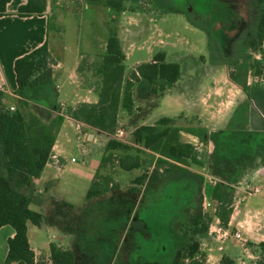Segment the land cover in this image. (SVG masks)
<instances>
[{
	"label": "crops",
	"instance_id": "1",
	"mask_svg": "<svg viewBox=\"0 0 264 264\" xmlns=\"http://www.w3.org/2000/svg\"><path fill=\"white\" fill-rule=\"evenodd\" d=\"M26 3L27 0H11L7 4L6 14L0 16V90L4 92L3 106L6 109L20 107L21 96L17 92L15 62L46 41L53 63L45 74L30 85L27 98L29 109L44 123H50L69 106H77L81 102L97 103L100 76L96 70H85L82 67L84 57L92 58L96 50H79L73 59L69 56L63 58L61 51L66 52L67 46L61 50L50 45L51 17L48 12L21 14L19 8ZM149 19L153 22L155 18ZM158 20L157 14V22ZM157 22L155 21L158 31H161ZM158 34L155 38L156 33L153 32L149 40L155 41L154 44L161 47L159 51L166 52L167 61L181 65L178 81L163 91L170 92L178 85L184 105L179 103L180 111L174 116L148 115L149 118L144 117L139 121L145 109L142 102L145 100V88L149 91L151 89L135 84L134 108H119L118 123L112 131L95 128L69 115L65 117L42 174L33 180L32 185L22 188V191L33 197L32 204L37 207V211L45 215L40 226L34 224L36 227L33 228L29 225L28 230L37 263L52 264L50 246L56 243L73 250L80 264H112L113 258L105 262L101 257L94 256L90 245L96 244L103 250L111 249L115 245L107 238H93L81 231L76 224L78 219L71 217L78 211V202L72 197L75 193L79 194L80 190L85 191L81 197L85 196L88 201L119 191L125 192L121 184L102 195L87 198L91 185L97 180L103 160L109 153L108 143L111 139H116V133L123 131L118 140L127 144L129 149L136 146L142 151L152 152L136 144L133 133L138 127L157 124L162 118H171L172 124L181 128L204 127L208 130L204 138L181 130V141L195 146L201 163L196 168L168 173L158 180L160 182L170 179L177 182L180 190L188 191L184 197V213H188L187 209L193 212L202 202L204 210L213 217L209 232L202 238L201 251L205 264H220L225 255L233 258L237 264H256L261 258L263 252L259 244L264 241V102H256L231 79L229 64L226 62H212L205 55L195 59L191 66L185 60H179V57L176 61L169 59L170 46L173 47L176 43L162 38L160 32ZM107 41L108 39L102 54L106 52ZM155 50L150 47L152 54L146 61L152 60L159 52ZM180 61L186 63L183 64L187 68L185 77ZM142 62H137V65ZM192 69L196 72L190 71ZM126 77H129L128 67L124 82ZM141 90L144 91L138 94ZM129 124L133 127L130 131ZM213 132L217 134L214 135ZM126 135L131 139L127 140ZM75 147L81 150L82 161L72 154ZM216 183H222L233 192L232 212L226 225L222 224L217 215L215 202L218 200L213 197ZM128 186L127 183L126 187ZM184 220L183 217L177 226L180 237L185 234L181 227ZM44 228L49 234L50 230L52 232L46 240L40 236ZM237 231L242 232L243 240L236 238ZM14 234L15 230L11 227L7 235L0 238V264H5L8 239ZM185 248L180 241L172 244L165 252L163 260L154 264H179Z\"/></svg>",
	"mask_w": 264,
	"mask_h": 264
},
{
	"label": "rangeland",
	"instance_id": "2",
	"mask_svg": "<svg viewBox=\"0 0 264 264\" xmlns=\"http://www.w3.org/2000/svg\"><path fill=\"white\" fill-rule=\"evenodd\" d=\"M43 1L51 17L50 45L61 50L67 46L66 52L61 51L63 58L69 56L73 59L79 50H96L92 58L84 57L82 67L85 70H95V63L102 60L105 42L113 29L126 53L125 65L130 77L132 67H136L137 62L150 58V47L156 49V52L161 50V47L154 44L155 41L149 40L153 32L156 33L155 38L160 32L162 38L176 43L169 49V59L173 61L179 57V60L183 59L191 66L195 59L205 55L209 60L229 62L231 71L233 60L248 58L254 65L249 74V83L258 85L260 90L264 89V41L258 50L249 48L243 42L245 38L256 34L258 7L255 0H126L122 11L109 8L102 0ZM151 17L155 18L153 22L149 19ZM155 21L161 31H158ZM254 59H261L262 64H254ZM185 61H180L183 67ZM52 63L50 54L47 68L52 67ZM186 69L184 67V77ZM190 71L196 72L194 69ZM138 85L151 89L150 85ZM177 87L178 85L170 92L159 93L145 88V100L142 101L145 109L141 117L137 115L140 117L139 121L149 116L177 114L181 108L179 103L184 105L180 97L181 91ZM142 91L144 90L138 94ZM132 128V124H129L128 131ZM125 137L127 140L130 138L129 135ZM135 147L109 152L107 161L97 176L99 183L107 182L111 188L122 184L125 192L119 191L88 201L85 196L81 197L85 191L80 190L79 194L75 193L72 197L78 202V211L71 217L78 219L76 224L81 231L93 238H107L115 245L105 250L96 244L90 245L94 256L101 257L105 262L113 258L112 264H154L163 260L172 244L180 241L184 247L188 239L185 234L180 237L177 227L183 217L187 221L192 213L189 209L187 214L184 213V197L188 191L180 190L177 182L170 179L139 183L142 175H150L155 159L159 156L153 151H142ZM72 154L82 161L79 148L75 147ZM128 154L130 157L140 155V168L122 170L119 166L120 159ZM197 166L193 161L185 165L186 169ZM223 198L221 212L226 213V209L231 210V203L234 201L232 190ZM215 204L218 212L222 202L217 201ZM31 207L38 210L34 204ZM29 225L36 227L31 222ZM9 229L11 226L7 225L0 230V238L7 235ZM43 231L40 236L46 240L52 232L50 230L49 234L45 228ZM31 235L33 236L32 230ZM6 246L7 244L4 248Z\"/></svg>",
	"mask_w": 264,
	"mask_h": 264
},
{
	"label": "trees",
	"instance_id": "3",
	"mask_svg": "<svg viewBox=\"0 0 264 264\" xmlns=\"http://www.w3.org/2000/svg\"><path fill=\"white\" fill-rule=\"evenodd\" d=\"M11 0H0V16L6 14L7 4ZM115 11H122L126 0H102ZM258 7V21L256 34L245 38L244 44L258 50L264 41V0H255ZM46 11L43 0H27L20 6L19 12L24 15L42 14ZM50 50L48 42L37 47L30 53L19 57L15 62L18 82V94L21 96L20 107L15 110L3 106L4 92L0 90V229L5 225L14 228L15 234L8 239V254L5 264H39L29 241V223L40 226L45 215L31 208L33 197L22 188L32 185L39 177L48 160L57 139V133L67 115L84 121L91 126L112 131L118 123V111L121 106L134 108L133 87L135 84L150 85L153 93L166 90L178 81L181 76V65L166 59V52H157L152 60L138 64L132 70L126 82L125 59L126 53L116 30H111L107 41L106 52L99 63H95V70L100 76L99 100L97 103L81 102L77 106H69L65 112L58 114L50 123H44L29 107L27 100L30 85L36 78L47 72ZM217 62L216 60H211ZM229 64V62L224 61ZM254 64H262L261 59H254ZM230 77L246 91L256 102L263 103L264 89L249 83V74L253 63L246 58L235 59L231 63ZM264 80V72L262 73ZM260 90V91H259ZM257 91V92H256ZM261 95V97H260ZM181 130H186L204 138L208 130L204 127L181 128L172 124L171 118H162L157 124L142 125L134 133V142L151 150L159 157L156 159L150 175L144 174L139 183L159 180L168 173L186 171L185 165L190 161L201 163L194 145L183 143L180 139ZM130 147L111 139L108 143L109 152ZM107 157L103 160V165ZM138 157L120 159L119 166L126 170L141 167ZM109 183H99L95 180L91 185L87 198H93L109 191ZM230 190L222 183H216L213 197L222 202L217 215L226 225L230 219L231 210L221 212L224 196ZM213 217L204 210L200 202L181 227L188 236L186 248L182 253L179 264H205L201 251L202 238L209 232ZM262 259L256 264H264V241L259 244ZM52 264H80L75 253L70 248H64L56 243L50 246ZM190 260V261H189ZM93 264V263H89ZM220 264H237L228 255L223 256Z\"/></svg>",
	"mask_w": 264,
	"mask_h": 264
},
{
	"label": "built area",
	"instance_id": "4",
	"mask_svg": "<svg viewBox=\"0 0 264 264\" xmlns=\"http://www.w3.org/2000/svg\"><path fill=\"white\" fill-rule=\"evenodd\" d=\"M16 108L15 107H11V110H15ZM122 135H123V131L122 130H119L117 133H116V135H115V138L116 139H119V138H121L122 137ZM235 236H236V238L237 239H240V240H243V234H242V232L241 231H237V232H235Z\"/></svg>",
	"mask_w": 264,
	"mask_h": 264
}]
</instances>
